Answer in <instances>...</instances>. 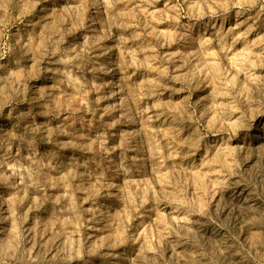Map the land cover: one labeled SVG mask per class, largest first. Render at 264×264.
<instances>
[{
  "label": "rangeland",
  "instance_id": "374dc122",
  "mask_svg": "<svg viewBox=\"0 0 264 264\" xmlns=\"http://www.w3.org/2000/svg\"><path fill=\"white\" fill-rule=\"evenodd\" d=\"M0 264H264V0H0Z\"/></svg>",
  "mask_w": 264,
  "mask_h": 264
}]
</instances>
